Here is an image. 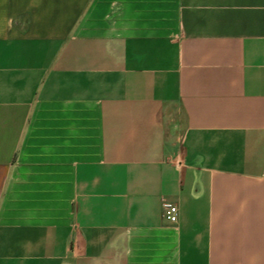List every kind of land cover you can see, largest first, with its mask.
I'll return each mask as SVG.
<instances>
[{"label":"crops","instance_id":"obj_1","mask_svg":"<svg viewBox=\"0 0 264 264\" xmlns=\"http://www.w3.org/2000/svg\"><path fill=\"white\" fill-rule=\"evenodd\" d=\"M0 264H264V0H0Z\"/></svg>","mask_w":264,"mask_h":264},{"label":"built area","instance_id":"obj_2","mask_svg":"<svg viewBox=\"0 0 264 264\" xmlns=\"http://www.w3.org/2000/svg\"><path fill=\"white\" fill-rule=\"evenodd\" d=\"M179 210L176 205L164 203L163 206V217L166 221L171 224H176L178 222Z\"/></svg>","mask_w":264,"mask_h":264}]
</instances>
